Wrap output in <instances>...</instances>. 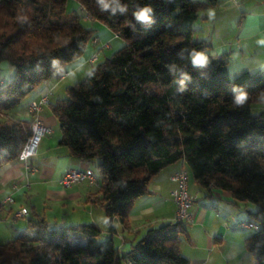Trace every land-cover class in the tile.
I'll list each match as a JSON object with an SVG mask.
<instances>
[{
	"label": "trees",
	"instance_id": "obj_1",
	"mask_svg": "<svg viewBox=\"0 0 264 264\" xmlns=\"http://www.w3.org/2000/svg\"><path fill=\"white\" fill-rule=\"evenodd\" d=\"M68 1L0 0V64L15 70L0 84V168L18 160L31 135L32 122L10 112L34 89L66 74L97 38L76 10H67ZM72 1L123 41L49 104L60 129L57 146L74 160L99 161L98 192L90 201L103 210L109 239L96 244L94 224L53 226L34 216L22 234L0 246V257L13 264H188L179 250L185 222L150 228L123 253L113 239L116 221L127 225L150 180L183 163L199 187L256 207L249 215L258 229L244 245L255 264H264V110L252 114L264 103V71L230 79L229 52L211 53L210 42L194 40L195 23L219 1ZM146 6L150 21H137L134 13ZM198 52L207 58L203 65L192 61ZM240 93L246 99L237 104Z\"/></svg>",
	"mask_w": 264,
	"mask_h": 264
},
{
	"label": "crops",
	"instance_id": "obj_2",
	"mask_svg": "<svg viewBox=\"0 0 264 264\" xmlns=\"http://www.w3.org/2000/svg\"><path fill=\"white\" fill-rule=\"evenodd\" d=\"M233 2L234 32L229 35V39L227 35H217L218 41L222 39L223 46L231 44L227 47L229 51H225L229 52V56L234 46V64H238L236 76L242 72L264 71V0ZM221 4L224 2L203 11L206 19L201 21L202 27L209 23L210 13ZM211 28L214 32L215 25H211ZM203 40L212 44L211 51L215 50L212 41L208 38ZM83 63H79V60L71 63L66 67L68 74L66 77L52 79L47 84L37 87L24 99L26 101L24 107L13 110L11 116L15 119L33 122L37 117L50 128L51 132L42 138L36 157L31 160L28 168L19 160L0 168V220L20 219H15L14 215L22 208L28 211L25 218L43 215L46 220L47 213L55 214L62 211L86 213L87 210V219L84 220L86 222L78 224L99 226L94 218L96 207L90 201L91 197L97 195L98 186L81 183L64 188L59 183L69 169L91 168L90 163L72 159L66 149L57 146L60 129L56 118L49 110V104L63 98L65 88L74 84L70 82L62 87V83L79 71ZM3 82L0 80V84ZM44 94H48L47 105L36 115L29 113L28 104ZM261 105L264 110V103ZM181 169L187 170L183 163H176L155 175L148 184L149 194L136 199L131 205L127 225L123 226L116 221L114 236L120 241L117 247L119 252L128 251L150 228L175 221V206L170 196L175 185L171 182L170 176ZM188 190L194 196V202L189 210L192 221L186 224V236L179 245L180 253L188 260V264H255L254 257L244 245V240L249 235L227 225L233 210L239 208L238 203L246 202L235 203L227 191L203 189L192 179H189ZM9 196L13 198V203L3 204ZM231 207L234 209L231 210ZM220 209L224 211L220 212ZM244 209L248 214L253 210H248L246 206ZM248 220L249 218L241 219L242 222H249Z\"/></svg>",
	"mask_w": 264,
	"mask_h": 264
},
{
	"label": "rangeland",
	"instance_id": "obj_3",
	"mask_svg": "<svg viewBox=\"0 0 264 264\" xmlns=\"http://www.w3.org/2000/svg\"><path fill=\"white\" fill-rule=\"evenodd\" d=\"M220 3L224 2V4H221L220 7L217 9L213 10V13H210L209 17V23L204 25L202 27V22L198 21L195 23L194 28H195V34H194V40L199 41L208 38L210 41H212L213 45L215 46V50L211 51V53L215 52L217 55H221L225 51H229L227 48L228 46L230 47L231 44L229 45H222V39L218 41L217 35H227V39H229V35L234 32V0H218ZM68 11L76 10L78 14L80 15V22L81 24L87 28V29H92L95 30L96 37H98L99 42L97 44H93L92 42H89L85 51L84 55L81 57L79 60V63H83L82 67L77 71L76 73L72 74L70 77H68L63 83L62 87L65 86L68 83H76L78 81H81L84 79V77L92 71V69L100 64L106 57H110L113 52L118 50L122 45L123 41L119 39L118 37H114V34L102 23H99L97 21H93L89 19L88 17L85 16L84 12L78 8V5L72 1L69 0L67 2L66 6ZM211 25H215V31H212ZM209 28V29H208ZM223 38V37H222ZM233 40V39H230ZM229 41V40H228ZM228 43V42H227ZM104 44H109V48H103ZM226 47V48H224ZM230 56H229V66H228V71H229V77L230 79H234L236 77V69L238 68V64H234V46L231 48ZM97 53L98 54V59L95 63L90 64L87 62L88 58H90L93 54ZM15 77V70L14 68L9 65L6 62H2L0 64V80H3L4 82H9ZM65 97V96H63ZM26 101H22V103L17 107V109H21L22 107L25 106ZM262 105H254L252 107V114L256 115L262 110ZM15 109V110H17ZM11 111L10 114H12ZM41 143V142H40ZM39 148V147H38ZM38 150V149H37ZM99 161L98 160H93L90 163V168L91 170L95 173L96 176H99V171L97 168ZM190 179V177H189ZM172 201V199H171ZM239 208H233V214L232 216L229 217L228 219V227L229 228H234L237 229L239 232L246 233L248 235H252L255 230L254 229H244L241 227H237L235 223L242 222L241 219H247L249 218V223L255 224L252 219H250V215L245 211L244 206H246L249 209H253L251 211H256V207L249 203L246 202L244 203H238L237 205ZM235 207V206H234ZM95 211V221L99 226H97L100 230V233L98 236L94 239L95 243L100 245L109 239V235L106 231V225H105V217H104V212L102 209L96 207L94 208ZM224 210L220 212H223ZM88 212L86 210V213L83 212H77L73 213L72 211H67V212H60V213H47L46 218L47 221L53 226L55 225H63V226H74L78 225V223H85L87 218ZM225 214H227V211H225ZM43 217V215H41ZM28 217L25 218H20L17 219L16 221L9 219V220H0V246L4 245L7 241L13 240L15 237L18 235L22 234V232L25 230L26 226V221ZM232 219L235 220V223H233ZM100 222V223H99ZM224 227L226 228V223H224ZM114 241H115V246L119 247V238L117 236H114ZM123 253V252H122ZM0 257V264H13L12 260H9V258H4ZM122 264H127L126 262L122 261Z\"/></svg>",
	"mask_w": 264,
	"mask_h": 264
},
{
	"label": "built area",
	"instance_id": "obj_4",
	"mask_svg": "<svg viewBox=\"0 0 264 264\" xmlns=\"http://www.w3.org/2000/svg\"><path fill=\"white\" fill-rule=\"evenodd\" d=\"M114 37H117L114 35ZM98 39H94V44H97ZM103 48H109V44H104ZM98 54H93L88 58L87 62L93 64L97 61ZM68 74H64L61 78L66 77ZM48 103V94H44L38 100L32 101L28 105L29 113L36 115L38 114L44 106ZM31 135L24 144L18 160L24 164L26 168L30 166L31 160L36 157L37 149L40 145L42 138L51 132L50 128L44 125L39 118H35L31 124ZM98 176L95 173L87 168L84 170L79 169H69L67 170L62 178L60 179V185L64 188L71 187L76 184L86 183L90 186H98ZM170 180L174 183L175 188L171 191V199L175 206V220L189 223L192 221V216L189 212L192 203L194 202V196L189 193L188 184H189V173L184 170H178L170 176ZM13 198L11 196L7 197L3 204L13 203ZM28 215V211L25 208L20 209L15 213L14 218H23ZM233 223L235 220L232 219ZM237 227L244 229H254L257 230L258 227L256 224L249 222H239L235 223Z\"/></svg>",
	"mask_w": 264,
	"mask_h": 264
},
{
	"label": "clouds",
	"instance_id": "obj_5",
	"mask_svg": "<svg viewBox=\"0 0 264 264\" xmlns=\"http://www.w3.org/2000/svg\"><path fill=\"white\" fill-rule=\"evenodd\" d=\"M105 7H107V5H105ZM152 12L151 7H144L141 10L137 11L136 13H134L135 15V19L139 22H149L151 17H150V13ZM192 61L194 64L196 65H203L207 62V58L204 56L203 53H195L192 57ZM246 99V94L244 93H240L237 97L235 102L237 104H242L244 102V100Z\"/></svg>",
	"mask_w": 264,
	"mask_h": 264
}]
</instances>
